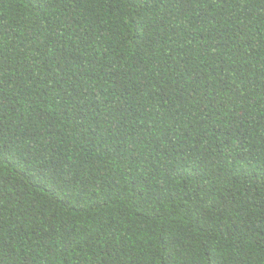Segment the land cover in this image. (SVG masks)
<instances>
[{"label":"trees","instance_id":"16d2710c","mask_svg":"<svg viewBox=\"0 0 264 264\" xmlns=\"http://www.w3.org/2000/svg\"><path fill=\"white\" fill-rule=\"evenodd\" d=\"M0 264H264V0H0Z\"/></svg>","mask_w":264,"mask_h":264}]
</instances>
